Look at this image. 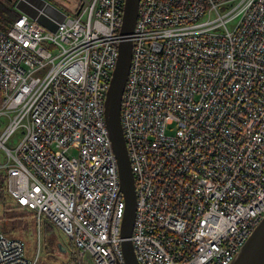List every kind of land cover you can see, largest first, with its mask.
<instances>
[{
	"label": "built area",
	"instance_id": "1",
	"mask_svg": "<svg viewBox=\"0 0 264 264\" xmlns=\"http://www.w3.org/2000/svg\"><path fill=\"white\" fill-rule=\"evenodd\" d=\"M66 1L56 31L23 12L0 29V171L79 264H125L105 116L125 0ZM132 40L121 116L137 259L232 264L264 216V0H140ZM0 264L39 260L0 229Z\"/></svg>",
	"mask_w": 264,
	"mask_h": 264
},
{
	"label": "water",
	"instance_id": "2",
	"mask_svg": "<svg viewBox=\"0 0 264 264\" xmlns=\"http://www.w3.org/2000/svg\"><path fill=\"white\" fill-rule=\"evenodd\" d=\"M139 3L140 0L125 1L118 56L105 101L106 122L118 161L120 187L126 201L125 213L121 224V246L125 264H140L132 239L137 213V189L121 116L122 95L132 61V34L137 20ZM15 7L20 12L37 19L38 22L52 31L57 30L58 22L65 17L63 9L50 0H16ZM59 246L64 251L68 249L63 241H60ZM232 264H264V217Z\"/></svg>",
	"mask_w": 264,
	"mask_h": 264
},
{
	"label": "rangeland",
	"instance_id": "3",
	"mask_svg": "<svg viewBox=\"0 0 264 264\" xmlns=\"http://www.w3.org/2000/svg\"><path fill=\"white\" fill-rule=\"evenodd\" d=\"M61 6L67 7L68 1L66 0H53ZM19 131H16L11 138L7 141L10 147L15 146L20 139ZM2 150L0 152V162L4 161V154ZM17 208L15 210L16 216H19V212L23 211L25 208H18L14 204L12 197L6 190V184L0 181V229L9 235V232H14L16 230V224L13 220L6 218L4 215L8 210ZM26 210H28L26 208ZM30 211V210H28ZM29 212L25 211V215L22 216L23 220L26 221L27 229L24 232V240L26 243V254L30 257H38L39 264H79L77 261L76 251L70 249L71 240L68 236L59 230L57 227L51 225L50 222L44 218L42 224L39 226L30 225L32 220L31 215H27ZM19 219V218H18ZM12 235V234H10ZM14 236V235H12ZM63 241L66 247L69 246L67 251H64L60 246V241ZM68 253V254H67ZM74 254V255H73ZM86 264L89 262L87 258L82 260V263ZM89 264H93L92 262Z\"/></svg>",
	"mask_w": 264,
	"mask_h": 264
},
{
	"label": "trees",
	"instance_id": "4",
	"mask_svg": "<svg viewBox=\"0 0 264 264\" xmlns=\"http://www.w3.org/2000/svg\"><path fill=\"white\" fill-rule=\"evenodd\" d=\"M15 2H16V0H0V29H2V30L10 29L14 23V20L21 13L15 7ZM1 101H2V93L0 92V103H1ZM0 181L2 183H5L4 173L1 171H0ZM18 208H20V207H18ZM11 209H13L12 206H11ZM16 209L17 208L15 207V209H13V210H8L4 215L6 218L13 220L16 224H18V225H16V230L13 233L9 232V235L12 234L14 236H12V235H10V236L20 238L25 242L24 232L27 229V225H26V221H24L22 218V216L25 215V211L29 212V214L27 213V215L32 216V220L30 221V225L36 226L38 221H37L36 214L34 211H32V210L28 211V210L24 209V212L23 211L19 212V216L17 217L16 213H15ZM25 246H26V243H25ZM67 248L69 249V246ZM70 249L71 250L74 249V251H76L74 245H72V244L70 245Z\"/></svg>",
	"mask_w": 264,
	"mask_h": 264
},
{
	"label": "bare ground",
	"instance_id": "5",
	"mask_svg": "<svg viewBox=\"0 0 264 264\" xmlns=\"http://www.w3.org/2000/svg\"><path fill=\"white\" fill-rule=\"evenodd\" d=\"M125 1H126V0H125ZM139 4H140V3H139ZM124 6H125V4H124ZM263 217H264V216H263ZM262 219H263V218H262ZM59 241H60V240H59ZM242 248H243V247H242ZM240 251H241V250H240ZM67 254H68V253H67ZM238 254H239V253H238ZM235 259H236V258H235ZM72 263H73V262H72ZM72 263H71V264H72Z\"/></svg>",
	"mask_w": 264,
	"mask_h": 264
}]
</instances>
